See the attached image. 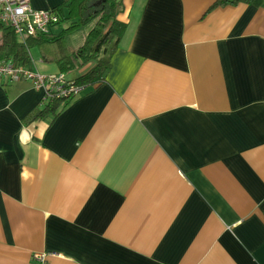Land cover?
Segmentation results:
<instances>
[{"label": "crops", "instance_id": "obj_1", "mask_svg": "<svg viewBox=\"0 0 264 264\" xmlns=\"http://www.w3.org/2000/svg\"><path fill=\"white\" fill-rule=\"evenodd\" d=\"M216 1L120 0L104 82L54 116L0 86V264H264V4Z\"/></svg>", "mask_w": 264, "mask_h": 264}, {"label": "trees", "instance_id": "obj_2", "mask_svg": "<svg viewBox=\"0 0 264 264\" xmlns=\"http://www.w3.org/2000/svg\"><path fill=\"white\" fill-rule=\"evenodd\" d=\"M239 3L260 5L264 0H217L214 6ZM120 6V0H64L53 9L58 22L51 28L50 35L26 38L23 42L10 28L0 25V61H14L30 68L29 53L32 50L50 49V52L41 50V54L55 56L59 73L66 76L74 73L69 79L84 90L95 88L104 82L111 57L127 28L119 20ZM89 24L83 44L77 50L65 45L69 34ZM63 103L66 102L45 103L42 108H35L24 122L54 116Z\"/></svg>", "mask_w": 264, "mask_h": 264}, {"label": "built area", "instance_id": "obj_3", "mask_svg": "<svg viewBox=\"0 0 264 264\" xmlns=\"http://www.w3.org/2000/svg\"><path fill=\"white\" fill-rule=\"evenodd\" d=\"M57 22L58 16L53 10H34L29 0H0V25L10 28L21 42L30 37L49 36ZM13 83L28 84L41 91L46 104L73 100L82 91L63 73L44 75L14 61H0V86ZM33 260L43 263L44 255L34 254Z\"/></svg>", "mask_w": 264, "mask_h": 264}, {"label": "rangeland", "instance_id": "obj_4", "mask_svg": "<svg viewBox=\"0 0 264 264\" xmlns=\"http://www.w3.org/2000/svg\"><path fill=\"white\" fill-rule=\"evenodd\" d=\"M120 8H122V7L120 6ZM120 15H121V13L119 14V16ZM90 26L91 25L89 24L88 26L82 27L79 30L69 34V36L66 37V42H64L65 45H67L70 48H74L75 50H77L78 47H80L83 44V41H84L85 36H86V32L90 28ZM32 54H33V57H35V59H37V57L40 56L39 52L36 49H34L32 51ZM74 75H75L74 73L73 74L68 73L67 77L71 78Z\"/></svg>", "mask_w": 264, "mask_h": 264}]
</instances>
